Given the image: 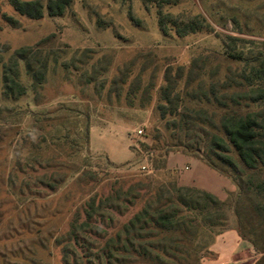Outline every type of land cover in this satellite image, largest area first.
<instances>
[{"label":"rangeland","instance_id":"obj_1","mask_svg":"<svg viewBox=\"0 0 264 264\" xmlns=\"http://www.w3.org/2000/svg\"><path fill=\"white\" fill-rule=\"evenodd\" d=\"M0 7L1 13L17 21L9 25L0 14L4 60L15 49L34 46L50 36L54 37L45 48L66 52L57 63L50 62L46 82L37 94L22 68L26 95L16 102H5L0 96V108L17 109L0 120V264H74L76 258L77 264H118L116 258L102 255V247L142 209V202L94 222L89 233L80 234L78 243L69 242L65 253L71 223L76 216L78 223L85 220L83 207L89 194L108 195L119 183L127 188L141 181L151 190L168 184L156 168L167 151L189 141L182 135L179 142L181 132L170 125L174 118L168 114L162 119L157 110L165 69L187 70L195 58L205 56L225 68L229 63L223 60L225 36L240 39L234 44L238 52L264 54V0H73L63 16L52 18L45 12L39 20L18 14L8 0H0ZM159 11L183 21L201 15L211 29L164 35L158 25ZM184 84L185 79L180 91ZM34 124L44 126L49 141L66 136L63 155L55 150L46 156L61 154L56 161L67 166L69 178L56 192L41 188L39 196L19 198L12 194L9 180L21 181L16 168L18 162H25L30 143L39 136L32 132ZM86 124L89 143L84 136ZM139 129L144 130L141 136ZM30 133L35 135L29 138ZM82 173L86 176L79 179ZM228 217L224 227L198 226L188 237L189 251L197 254L191 264H205L213 257L209 244L216 233L236 229L232 213ZM252 249L239 255L238 264H256L261 255Z\"/></svg>","mask_w":264,"mask_h":264},{"label":"trees","instance_id":"obj_2","mask_svg":"<svg viewBox=\"0 0 264 264\" xmlns=\"http://www.w3.org/2000/svg\"><path fill=\"white\" fill-rule=\"evenodd\" d=\"M8 2L18 14L39 20L45 12L52 18L63 16L73 0H47L45 4L42 0ZM0 14L4 22L17 25L13 17L1 13V7ZM158 25L164 35L174 31L178 36H186L211 29L201 15L183 21L161 11ZM52 37L44 38L34 46L15 49L5 60L6 47L0 51V96L3 101L16 102L26 95L22 68L30 78L34 92L37 94L41 90L50 62L57 63L66 53L61 49L45 48V43ZM237 42L240 39L230 36L222 39L223 60L229 62L225 68L223 63H211L210 56H205L195 58L187 70L181 66L165 69V85L160 89L162 103L157 110L162 119L168 114L174 118L170 125L181 132L179 142L182 143V135L189 141L179 144V149L167 151L156 168L163 171L168 184L151 190L141 181L127 188L119 183L108 195L89 194L83 207L85 220L78 223L76 216L71 223L65 253H68L69 242L78 243L80 234L89 233L94 222H102L114 211L124 213L136 202H142V209L104 242L102 255L108 260L116 258L118 264H191L195 252L191 254L187 247L188 237L194 235L198 226L224 227L232 213L237 222L234 230L261 255L256 264H264V54L238 52L234 49ZM183 79L185 84L181 92L179 85ZM178 100H182L181 108ZM184 100L188 104L183 103ZM205 106L213 107L212 112ZM14 111L17 109L0 108V120L4 113L12 115ZM35 124L32 132H38L39 136L30 143L25 162H18L16 168L21 181L17 177L14 181L9 180L12 194L19 198L39 196L42 189L56 192L69 178L65 173L67 166L56 161L64 153L65 142L62 140H66V136L49 141L44 126L37 128ZM33 133L28 137H33ZM84 136L89 143L88 124ZM55 150L62 155L46 156L48 152L54 154ZM171 152L200 158L230 178L236 184L237 192L230 193L227 200H220L204 190L180 186L165 171V161ZM82 176L86 174L82 173L79 179ZM224 232L213 236L209 248L215 237ZM65 257L67 261L69 256ZM74 260L77 264L78 258Z\"/></svg>","mask_w":264,"mask_h":264},{"label":"crops","instance_id":"obj_3","mask_svg":"<svg viewBox=\"0 0 264 264\" xmlns=\"http://www.w3.org/2000/svg\"><path fill=\"white\" fill-rule=\"evenodd\" d=\"M165 171L176 179L180 186L192 187L209 192L225 200L229 192L235 190L232 180L207 165L200 158L183 152H171L165 161ZM213 257L205 264H238L239 255L244 251H253L252 245L243 240L234 229L215 237L210 246Z\"/></svg>","mask_w":264,"mask_h":264},{"label":"built area","instance_id":"obj_4","mask_svg":"<svg viewBox=\"0 0 264 264\" xmlns=\"http://www.w3.org/2000/svg\"><path fill=\"white\" fill-rule=\"evenodd\" d=\"M143 131H144L143 129H139L137 131V135H139V136L143 135ZM142 169H145V167H142ZM217 264H226V263L220 262V263H217Z\"/></svg>","mask_w":264,"mask_h":264}]
</instances>
